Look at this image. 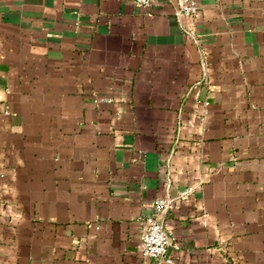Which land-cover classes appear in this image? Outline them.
I'll use <instances>...</instances> for the list:
<instances>
[{
	"label": "crops",
	"instance_id": "0c3cea01",
	"mask_svg": "<svg viewBox=\"0 0 264 264\" xmlns=\"http://www.w3.org/2000/svg\"><path fill=\"white\" fill-rule=\"evenodd\" d=\"M180 1L0 0V264H156L158 196L175 264H264V0Z\"/></svg>",
	"mask_w": 264,
	"mask_h": 264
},
{
	"label": "built area",
	"instance_id": "2783aa9c",
	"mask_svg": "<svg viewBox=\"0 0 264 264\" xmlns=\"http://www.w3.org/2000/svg\"><path fill=\"white\" fill-rule=\"evenodd\" d=\"M141 6L150 7L154 0H135ZM179 14L195 17L199 12V6L195 0H181L178 6ZM187 33L193 37L194 31L183 26ZM96 103L110 102L113 97L100 94L94 97ZM194 186H187L182 191V196H189ZM173 198L167 196H158L153 202V211L147 216H142L140 220V249L144 256L155 260L156 264H175L176 259L170 251L172 245V236L165 222V215L172 206Z\"/></svg>",
	"mask_w": 264,
	"mask_h": 264
}]
</instances>
